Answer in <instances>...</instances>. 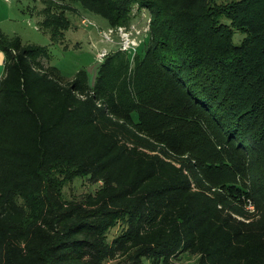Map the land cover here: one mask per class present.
<instances>
[{
	"label": "trees",
	"instance_id": "16d2710c",
	"mask_svg": "<svg viewBox=\"0 0 264 264\" xmlns=\"http://www.w3.org/2000/svg\"><path fill=\"white\" fill-rule=\"evenodd\" d=\"M71 1L114 28L150 12L148 44L92 85L0 30V264H264V0ZM76 177L96 189L68 199Z\"/></svg>",
	"mask_w": 264,
	"mask_h": 264
},
{
	"label": "rangeland",
	"instance_id": "374dc122",
	"mask_svg": "<svg viewBox=\"0 0 264 264\" xmlns=\"http://www.w3.org/2000/svg\"><path fill=\"white\" fill-rule=\"evenodd\" d=\"M62 2L64 7L61 5L59 8L57 5L54 8L59 9L54 13H62L65 8L74 23L66 31L63 40L53 41L51 35L40 27V20H44V11L47 7L44 0H0V30L10 36H19L25 44L47 48L50 66L55 67L65 79H74L80 70L85 69L90 83L95 85L102 60L114 49L121 48L123 32L120 28H114L102 15L84 7L79 1ZM140 13L142 14H137L132 19L129 30L125 26L123 28L137 37L140 44L138 50L143 52L144 46L148 44L146 34L151 24V13L146 10ZM237 39L240 40L241 36L238 35ZM5 58L6 53L0 51L2 70ZM95 189L96 186L84 177H76L65 184L64 196L68 199L78 198ZM121 229V225L113 228L110 238L119 234ZM114 263L115 261H111L108 264ZM173 264H197V258L183 255L182 258L174 259Z\"/></svg>",
	"mask_w": 264,
	"mask_h": 264
},
{
	"label": "built area",
	"instance_id": "2783aa9c",
	"mask_svg": "<svg viewBox=\"0 0 264 264\" xmlns=\"http://www.w3.org/2000/svg\"><path fill=\"white\" fill-rule=\"evenodd\" d=\"M118 28H120V30L123 32V37H124V40H122V45H121L122 49H124V50L135 49L137 46L140 45L137 37H135L130 31L129 32L125 31L123 26H119ZM125 28L127 30H129L127 27H125ZM113 33H114V30H113Z\"/></svg>",
	"mask_w": 264,
	"mask_h": 264
},
{
	"label": "crops",
	"instance_id": "0c3cea01",
	"mask_svg": "<svg viewBox=\"0 0 264 264\" xmlns=\"http://www.w3.org/2000/svg\"><path fill=\"white\" fill-rule=\"evenodd\" d=\"M4 73V69L2 70V67L0 66V74Z\"/></svg>",
	"mask_w": 264,
	"mask_h": 264
}]
</instances>
